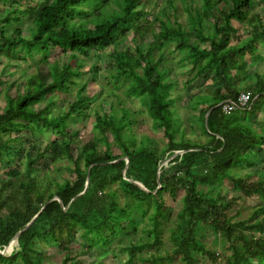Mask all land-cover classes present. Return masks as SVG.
I'll return each mask as SVG.
<instances>
[{
  "label": "trees",
  "instance_id": "trees-1",
  "mask_svg": "<svg viewBox=\"0 0 264 264\" xmlns=\"http://www.w3.org/2000/svg\"><path fill=\"white\" fill-rule=\"evenodd\" d=\"M26 1L0 0L9 6L7 10L0 5V57L11 61L32 58L35 51L43 53L36 61V72L17 90L12 91L16 81L4 89L0 162L6 169L0 187V249L37 216L19 234L18 248L9 255L0 253V264H44L39 241L64 252L61 264H82L79 256L93 253L99 243L108 245L123 232L138 234L134 208L146 211L143 204L152 207L149 226L143 227L144 236L124 247L126 263L134 264L138 258L141 264H166L175 259L180 264H264V202L253 207L247 218L235 219L230 213L235 199H226L221 188L231 182L239 194H256L264 201V170L241 171L243 166H254L252 159L264 150V123L259 128L246 121L264 106V73L247 70L249 60L264 58L260 51L264 11L251 12L254 0H202L200 6H185L184 26L158 15L149 19L139 9V0H38L22 8ZM172 10L175 13L173 5ZM20 13L31 17L28 36L24 29L12 27L21 22ZM234 20L250 27L248 36L236 43L231 42L239 30ZM130 34L135 51L123 47ZM146 35L152 39L148 41ZM113 44L117 48L112 54L115 70L111 76L116 85L127 82V95L140 99L153 129L166 139L160 148L152 136H136V119L120 101L117 106L111 103L108 113H96L94 130L100 135L81 139L73 147L70 121L85 115L92 100L84 93L87 82L76 80L85 73L81 56ZM169 45L185 52L184 59L191 63L188 82L212 80L205 92L189 100V107L198 112L204 141L188 138L177 121L176 99L171 96L175 82L167 68L161 67ZM55 47L61 48L62 55L51 58ZM20 50L25 54L20 55ZM98 70L96 65L90 67L94 73ZM72 86H77L75 99L62 113L47 114L52 99L38 107L48 94L69 92ZM243 94L246 105L240 101ZM229 101L234 105L226 109ZM45 129L60 138L39 148L34 156L28 152L23 169L20 163L14 164L24 149L13 144L16 138L11 134L16 132L18 139L25 130L34 135ZM109 134L117 153L108 148ZM100 143L106 149H99ZM47 154L53 162L67 160L70 176L61 181L46 173V180L38 176L39 162ZM167 154L175 155L165 166ZM112 182L134 202L121 205L117 193L109 188ZM7 186L10 192L4 196ZM178 196L183 207L170 233L171 250L164 255L151 250L138 255L144 248L158 249L163 244L161 219L169 199ZM204 226L230 250L223 261L206 244ZM80 230L85 242L78 251L75 244Z\"/></svg>",
  "mask_w": 264,
  "mask_h": 264
},
{
  "label": "rangeland",
  "instance_id": "rangeland-1",
  "mask_svg": "<svg viewBox=\"0 0 264 264\" xmlns=\"http://www.w3.org/2000/svg\"><path fill=\"white\" fill-rule=\"evenodd\" d=\"M139 9H143L146 17L152 19L156 15L160 16L162 19L167 20L168 18L171 21L175 22L177 20L182 25L187 24V13L185 11L186 5L200 6L202 0H139ZM38 0H28L24 2L22 8L27 7V5L35 4ZM0 5L9 10L8 5L0 3ZM172 5L176 8L175 13L172 10ZM39 7V5H38ZM264 11V0H254L251 7V12L262 13ZM174 13V14H173ZM22 20L18 24H12V27H20L24 29L23 34L28 36L29 27H30V16L26 14H21ZM235 26L238 27V32L231 39V42L236 43L238 39H245L249 32L250 27L241 26L238 21L234 20ZM158 30V27H156ZM131 36L124 41L123 47L130 48L132 51H135V44L131 41ZM148 41L152 38L150 35L145 37ZM140 47H144V43L139 44ZM204 46V45H203ZM117 48V44L110 45L104 51L98 49H92L89 51L88 56H81L84 59V69L83 76L77 78L76 80L80 84L83 81H86L88 86L85 90V94L91 97V102L86 111L85 115L77 117L75 120L70 121L71 133L70 137L73 140V147H77L80 144L81 139H88L94 135H100L96 130H94V122L96 113L102 114L103 112H109L111 108V103H114L115 106L118 105L119 101L133 113V118L136 119L135 132L136 136L139 138L143 135H150L158 143L159 148L162 147L166 139L163 137L160 131H156L152 127V119L148 116L145 107L141 103L139 98L128 96L126 93L127 82L120 81L116 85L114 79L111 76L114 66L111 67L112 54ZM260 51L264 56V45L260 44ZM164 60L161 64V67L167 68L168 76L174 80L175 86L171 91V96L176 99L173 107L177 112V121H181V127L185 128L186 136L194 141H204L206 136L202 133L201 123L198 120V112L191 107H189L190 98L198 92H205L206 87L211 84L212 80L210 79H197L195 82H188L190 76V67L191 63L188 60L184 59L185 52H180L173 49L172 45L167 46L164 49ZM20 55H24V50L19 51ZM57 55H62V50L59 47H55L49 57H54ZM43 53L41 51H35L33 57H27L26 59L16 58L15 60H8L4 56L0 57V112L4 110L5 105V92L4 89L8 83L11 81H16V85L12 88V91L17 90V87L25 81L28 75H31L36 72V61L42 58ZM158 53L156 54V58ZM96 65L99 70L97 73L90 71V67ZM48 66H45L44 69H47ZM113 68V69H112ZM247 70L249 72L259 71L264 73V58L255 60L251 59L248 61ZM78 86V85H77ZM77 86H72L69 92L56 91L53 94H48L44 101L43 105H38V107H44L45 104H48L50 100H53V104L48 108V115H58L65 111L68 106L74 101ZM20 89V88H19ZM245 97V94H243ZM37 107V108H38ZM242 117H245L243 115ZM246 121H250L256 127L261 126L264 123V106L261 105L256 113L253 116L249 117ZM260 128V127H259ZM11 137L16 138L14 145L20 146L24 149L22 154L15 156L14 164L20 163L21 168L25 166L26 156L28 152H31V156H34L37 150L42 149L45 144L51 143L55 139H59L60 136L54 134L50 129H45L43 132H36L34 135L27 130L22 134V138H18V134L13 132ZM109 144V150L112 153L119 152L116 142L111 134L107 138ZM107 148V149H108ZM99 149H106L105 143H100ZM254 150L257 151L258 147H254ZM76 153V150H75ZM177 153V152H176ZM175 155V154H174ZM174 155H166L163 164L168 165V162L174 157ZM252 160L256 161V164L252 167L243 166L241 168L242 174L246 171H260L264 170V150H260L257 157ZM69 162L67 160H59L53 162L50 158V155L47 154L45 160H40L39 167L40 171L38 176L48 178L51 176L56 180H63L65 177L70 176V170L68 169ZM6 169L4 163L0 162V187L2 184L3 173ZM239 170V168H238ZM46 173V175H45ZM7 189L4 191V196L10 192V188L7 186ZM109 188L114 190L117 193L118 200L121 205H126L128 203H133L134 200L125 194L122 189L118 186L117 182H112L109 185ZM222 193L226 199L234 198L235 201L232 204L230 213L232 216H235V219L247 218L252 211V208L263 203L264 201L261 198L254 194L250 197L243 194H239L238 191L233 187L231 182H225L221 185ZM182 193H180L181 195ZM237 195V196H235ZM143 207L146 208V211H142L140 208H134V214L138 220L139 231L138 234L128 235L126 232L121 233L117 237H112L111 242L108 245L99 243L96 246V249L93 253H84L79 256L82 264H129L126 263L128 258V251L124 249L125 246L129 245L133 241H137L139 236H144L143 227L149 226V216L152 212V207L147 204H143ZM183 203L181 201V196H178L175 200H170L168 202V209L165 212V216L161 219L162 224V239L163 244L157 248H144L141 252H138V255H147V250H151L158 254H166L171 250L172 241L170 238V233L172 229L176 226L179 216V211L182 209ZM205 234L206 244L216 251L220 256L221 260H224V255L230 253V250L225 249L222 246V242L216 240L213 236V233L209 227L204 226L202 231ZM82 231L80 230L79 235L76 239L75 250H82L83 243L85 239L82 237ZM38 247L41 249V252L44 254V264H61L63 259L64 252L50 246L49 244L39 241ZM17 249L14 246V250ZM13 250V251H14ZM220 260V261H221ZM134 264H141L138 258H135ZM166 264H180L179 259L168 262ZM201 264H208L201 263Z\"/></svg>",
  "mask_w": 264,
  "mask_h": 264
},
{
  "label": "water",
  "instance_id": "water-1",
  "mask_svg": "<svg viewBox=\"0 0 264 264\" xmlns=\"http://www.w3.org/2000/svg\"><path fill=\"white\" fill-rule=\"evenodd\" d=\"M180 152H183V151H177V153H180ZM135 183H137L141 188H143L144 190H147L148 191V189L147 188H145V186L142 184V183H140V182H138V181H134ZM37 216V215H36ZM36 216H34L33 217V219L23 228V229H21L16 235H15V237L11 240V242L9 243V245H7L4 249H0V253H2V254H5V255H9L10 254V252H9V247H11L12 245H13V242H15V243H17L18 244V236H19V234L23 231V230H25L34 220H35V218H36ZM11 250V249H10Z\"/></svg>",
  "mask_w": 264,
  "mask_h": 264
},
{
  "label": "built area",
  "instance_id": "built-area-1",
  "mask_svg": "<svg viewBox=\"0 0 264 264\" xmlns=\"http://www.w3.org/2000/svg\"><path fill=\"white\" fill-rule=\"evenodd\" d=\"M240 101H241V104L242 105H246L247 104V96L245 95V97L242 95L241 97H240ZM230 102V104H226L225 105V107H226V109H230V108H232L233 107V105H234V103L232 102V101H229Z\"/></svg>",
  "mask_w": 264,
  "mask_h": 264
},
{
  "label": "crops",
  "instance_id": "crops-1",
  "mask_svg": "<svg viewBox=\"0 0 264 264\" xmlns=\"http://www.w3.org/2000/svg\"><path fill=\"white\" fill-rule=\"evenodd\" d=\"M14 246H16L17 248H18V244L17 243H15V245ZM14 246H13V248L9 251L10 252V254L12 253V251L14 250Z\"/></svg>",
  "mask_w": 264,
  "mask_h": 264
},
{
  "label": "bare ground",
  "instance_id": "bare-ground-1",
  "mask_svg": "<svg viewBox=\"0 0 264 264\" xmlns=\"http://www.w3.org/2000/svg\"><path fill=\"white\" fill-rule=\"evenodd\" d=\"M14 245H15V242H13V245L11 246V248H10V249H12ZM9 251H10V250H9Z\"/></svg>",
  "mask_w": 264,
  "mask_h": 264
}]
</instances>
